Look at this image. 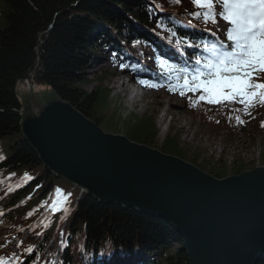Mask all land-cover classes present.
<instances>
[{"label": "trees", "instance_id": "1", "mask_svg": "<svg viewBox=\"0 0 264 264\" xmlns=\"http://www.w3.org/2000/svg\"><path fill=\"white\" fill-rule=\"evenodd\" d=\"M141 1L0 0V143L3 145L2 139L12 138L8 153L3 148L5 158L0 160V168L15 174L30 172L35 176L33 180L29 179L24 187L12 192L11 197L8 198L9 204L17 201L31 190L33 185L44 179L49 181L47 188L55 184H68L63 180L64 178L55 175L43 164L39 152L23 136L22 120L26 108L23 112L22 100L17 90L18 81L33 70V78L38 83L50 87L49 99L55 97L68 101L84 115L95 119L96 115L92 113L91 106L101 103L105 94L98 89L87 90L82 85L89 63L94 61L87 47L94 48L98 45L96 40L89 38L88 33L99 21L115 25L118 31L133 28L135 21L143 25L151 24L148 21L151 12L144 10ZM184 108L197 113L201 121L217 127L225 125L240 127L236 116L239 115L243 120L246 116L243 107L233 105L213 107L203 101L193 107L188 100ZM252 111L254 109L250 108V114ZM130 127L132 132H137L146 139L151 138L149 142L156 135V131L151 132L154 127L152 125L147 127L148 131L144 134L141 123L132 124ZM129 138L137 139L132 136ZM145 143L147 144L148 140ZM175 148L179 150V147ZM207 172L221 177L217 169ZM47 191L45 186L40 187L38 193L17 208L18 212L15 210V213L25 215L27 209L36 207V212L31 215L34 217L42 209L40 203L44 201ZM125 219L129 224L124 223ZM23 220H26L25 217ZM116 221L121 223L120 225H125V228L112 227L116 233L122 235L119 245L127 246L134 242L135 238L141 237L140 239L147 242V245L156 246L157 242L161 244L162 240L169 241V246L166 248L170 249L172 248L170 240H172L179 246L171 252L163 251L164 262L189 264L187 251L182 246L183 237L169 221L140 212L133 207H125L118 202H102L93 194H86L80 199L69 223V228L77 231L82 237L78 245L82 246V249L77 251L78 247L72 245L65 250L62 254V264H84L89 254L98 252L99 246H103L100 237H95L96 232L98 234L106 230L112 232L109 226ZM80 222L87 225V231L77 228ZM120 230L126 232H119ZM124 235L131 238H124ZM45 240L34 245L33 250L40 251ZM33 258L34 255H28L25 260L30 261ZM257 264H264V253Z\"/></svg>", "mask_w": 264, "mask_h": 264}, {"label": "water", "instance_id": "2", "mask_svg": "<svg viewBox=\"0 0 264 264\" xmlns=\"http://www.w3.org/2000/svg\"><path fill=\"white\" fill-rule=\"evenodd\" d=\"M26 108L25 137L41 161L97 196L163 217L189 264H257L264 253V164L223 177L102 129L68 101Z\"/></svg>", "mask_w": 264, "mask_h": 264}, {"label": "rangeland", "instance_id": "3", "mask_svg": "<svg viewBox=\"0 0 264 264\" xmlns=\"http://www.w3.org/2000/svg\"><path fill=\"white\" fill-rule=\"evenodd\" d=\"M218 25H220L219 19ZM109 53L105 52L104 58L98 64L95 63V66L87 68L82 82L87 90L98 89L105 94L101 103L91 106L92 113L96 115L92 120L102 129L122 133L128 137L132 136L137 138L134 141L139 143H145L148 140L149 146L177 155L205 171L219 170L221 177L264 164V128L250 123L246 133L236 134L226 130L218 131L216 127L202 124L193 114L181 108V104L177 101L181 95H166L161 89H152L141 84H137L139 90L134 91L132 83L118 71L119 68L113 67L108 57ZM149 53L146 50V54ZM120 83L124 90L118 87L117 84ZM26 87H28L27 90ZM29 87L24 85V82L20 84V89L24 90L20 92L23 112L25 108L37 111L45 104L44 100L48 98V93L51 91L45 84H38L34 92H31ZM262 118L261 116L258 120ZM136 123L142 124V134L148 131V126H154L151 132L156 131V135L151 142H149L151 138L146 139L145 136L132 132L130 125ZM23 136L25 137L24 133ZM2 143L4 150L8 153L12 138L2 139ZM174 147H179V150ZM48 182L46 180V183ZM63 184L69 188L72 186V183ZM38 191L39 189L35 190L36 193ZM82 191L80 188L76 190L78 199L85 195ZM124 223L129 224L126 219ZM120 224L116 221L109 228L111 226L115 229H118L116 227L125 228V225ZM1 227L0 241L3 242L6 237L11 238L12 235H8L11 228L4 225ZM178 246L179 244L175 242V248Z\"/></svg>", "mask_w": 264, "mask_h": 264}, {"label": "snow or ice", "instance_id": "4", "mask_svg": "<svg viewBox=\"0 0 264 264\" xmlns=\"http://www.w3.org/2000/svg\"><path fill=\"white\" fill-rule=\"evenodd\" d=\"M170 2L179 4L182 0ZM191 4L196 10L189 14L196 19L202 18L205 24L218 25V19L226 22V41L217 36V32L223 31L219 25L216 31L205 29L217 37L213 42L206 39L191 41L186 36H180L175 44L181 55L186 54L184 48L198 50L191 67L158 56L155 59L160 69V79L138 78L137 83L152 89L166 88L170 93L178 92L181 96L199 93L195 100L189 97V104L193 107L201 101L209 105L223 104L225 101L239 103L243 105L244 114L250 115V108L264 106V0H191ZM188 26L194 27L191 22ZM167 30L171 43L172 38L178 36V31ZM118 66L121 70L129 68L131 72L147 70L138 64L129 66L122 61ZM236 121L245 123L239 115ZM261 127H264V121ZM71 195H64L59 207L55 200L50 205L53 211L63 208L61 220L70 212L65 204ZM62 247L67 245L62 244ZM18 260L19 257L0 256V264H18Z\"/></svg>", "mask_w": 264, "mask_h": 264}, {"label": "bare ground", "instance_id": "5", "mask_svg": "<svg viewBox=\"0 0 264 264\" xmlns=\"http://www.w3.org/2000/svg\"><path fill=\"white\" fill-rule=\"evenodd\" d=\"M123 84H124V82H123ZM118 85V87H120L122 90H124V88H122V83H120V84H117ZM125 86H127L126 85V83L124 84ZM135 90V89H134ZM133 97V96H132Z\"/></svg>", "mask_w": 264, "mask_h": 264}]
</instances>
